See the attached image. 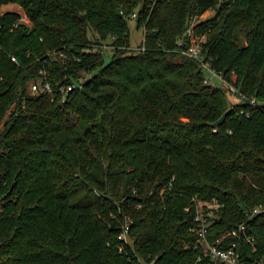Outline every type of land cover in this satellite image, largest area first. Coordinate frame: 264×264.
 Listing matches in <instances>:
<instances>
[{"label":"trees","instance_id":"obj_1","mask_svg":"<svg viewBox=\"0 0 264 264\" xmlns=\"http://www.w3.org/2000/svg\"><path fill=\"white\" fill-rule=\"evenodd\" d=\"M8 3L32 26L3 13L0 123L14 109L0 135V264H137L119 251L125 216L141 256L188 264L199 255L186 247L194 194L225 203L212 239L245 221L257 246L243 240L245 255L264 257V213L245 215L264 203V0H0V10ZM209 9L195 25L205 58L254 104H231L178 51ZM134 13L145 51L129 49ZM97 34L117 48L94 46ZM42 67L64 83L89 74L53 100L30 94Z\"/></svg>","mask_w":264,"mask_h":264},{"label":"built area","instance_id":"obj_2","mask_svg":"<svg viewBox=\"0 0 264 264\" xmlns=\"http://www.w3.org/2000/svg\"><path fill=\"white\" fill-rule=\"evenodd\" d=\"M157 0H152L149 8H152V4H155ZM133 18H137L138 14L134 13ZM197 19V18H196ZM196 19L192 20L186 31L178 40V51L188 57L193 58L201 64L205 78L204 82L207 85H214L212 79L215 77L222 82L230 94L234 95L236 100L232 104H238L248 101L252 104L255 103L254 97H248L239 87L233 82L227 81L222 73L217 72L211 66L209 60H206L204 55V43L206 42L204 36H200L195 31ZM20 24H24L28 27L32 26L31 18L24 12H19V18L14 24L16 27ZM146 31L145 26H143ZM99 42L94 44L96 47H100L104 50H115L117 45L114 43L116 37L114 35H108L106 38L100 34L96 35ZM145 39V34H144ZM144 41V40H143ZM129 49L137 51H145V45L132 47ZM63 57L66 55L61 54ZM14 61L16 57H12ZM51 59L54 57L51 55ZM77 60L78 58L75 57ZM40 77L36 81H32L29 86L31 95H38L41 93H49L54 100L58 93L62 94L63 100L66 99L69 91L73 90L76 86H81L89 73H84L80 77L78 83L67 82L64 83L61 80L51 81L49 79L50 71L46 67H42L39 71ZM14 109V105L10 107L6 112L2 122L0 123V135L5 129V122L9 118L11 111ZM241 113H244L242 110ZM216 130V129H215ZM1 155V149H0ZM4 203V194H0V208ZM225 207V203L220 199L214 197L212 199L201 198L199 194H194L192 197V204L185 208L186 211H192L195 225L191 228V231L195 235L193 242L186 244V247H193L199 252L198 258L195 261L188 264H264L263 256L245 255L244 248L241 242L246 241L253 249L257 250L256 240L253 235L248 233L247 224L245 221L239 223L237 226L222 233L221 235L212 239L210 237V230L212 225L218 223L222 216V211ZM264 213V203L261 202L255 205L250 210H246L245 215L247 219L254 217L257 214ZM133 219L129 216H125V220L122 224V230L119 235V251L126 255L129 259H135L137 264H160L158 255H148V257L141 256L134 245V239L131 236V224Z\"/></svg>","mask_w":264,"mask_h":264},{"label":"rangeland","instance_id":"obj_3","mask_svg":"<svg viewBox=\"0 0 264 264\" xmlns=\"http://www.w3.org/2000/svg\"><path fill=\"white\" fill-rule=\"evenodd\" d=\"M7 11L21 12L22 8L16 3H8V4H4L1 7L0 13L2 15L4 12H7ZM214 14H215V10L214 9H209L201 17L196 19V23L199 22V21H202L204 19H207L209 17H212V16H214ZM129 29H130V44H131V46L132 47L140 46L142 44L143 40H144V34H145L144 28L143 27H138L136 19L132 18L129 21ZM199 35L200 36H204V38L206 40V38H207L206 34H199ZM108 59H109V57H108ZM212 81L214 82L215 86H218V87H224L225 86L222 82H220L215 77L212 79ZM227 95H228V99H229L230 103L231 104L234 103V101L236 100L234 95H232L230 93H227Z\"/></svg>","mask_w":264,"mask_h":264},{"label":"water","instance_id":"obj_4","mask_svg":"<svg viewBox=\"0 0 264 264\" xmlns=\"http://www.w3.org/2000/svg\"><path fill=\"white\" fill-rule=\"evenodd\" d=\"M3 18H4V16L2 14L0 16V26H2V24H3ZM225 119H226V115H223L222 117H220L217 121H215L213 123V126L214 127H218V126L222 125Z\"/></svg>","mask_w":264,"mask_h":264}]
</instances>
